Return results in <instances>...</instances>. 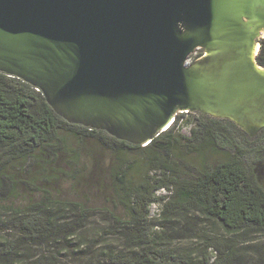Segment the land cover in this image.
<instances>
[{"label": "trees", "instance_id": "1", "mask_svg": "<svg viewBox=\"0 0 264 264\" xmlns=\"http://www.w3.org/2000/svg\"><path fill=\"white\" fill-rule=\"evenodd\" d=\"M260 44L257 62L264 67V39ZM180 115L147 146L132 145L68 123L41 92L0 73V264H60L55 255L79 257L78 264H248L239 245L264 231V184L251 170L262 168L264 130L250 137L229 120L200 115L191 135L184 136L175 132ZM93 141L104 160L115 159L110 168L115 209L104 210L108 226L100 237L119 239V247L100 239L91 243L86 236L91 210L58 199L49 187L82 174L83 159H95ZM179 154L192 155L195 162L188 164ZM218 155L222 160L212 166L208 159ZM154 173L159 176L152 178ZM40 182L49 188L35 199ZM162 189L172 190V196L157 198ZM159 200L165 201L163 224L155 232L150 211ZM201 216L218 222L225 233H199L202 248L175 246L179 234L183 240L197 234ZM256 264H264V256Z\"/></svg>", "mask_w": 264, "mask_h": 264}, {"label": "water", "instance_id": "2", "mask_svg": "<svg viewBox=\"0 0 264 264\" xmlns=\"http://www.w3.org/2000/svg\"><path fill=\"white\" fill-rule=\"evenodd\" d=\"M261 39L264 0H0V73L68 123L132 145L179 113L258 135Z\"/></svg>", "mask_w": 264, "mask_h": 264}, {"label": "rangeland", "instance_id": "3", "mask_svg": "<svg viewBox=\"0 0 264 264\" xmlns=\"http://www.w3.org/2000/svg\"><path fill=\"white\" fill-rule=\"evenodd\" d=\"M203 55L202 50H197L194 54L190 56L189 63H193L195 60H197L199 57ZM180 115V113L178 114ZM179 121L175 125V132L179 135L184 136H190L191 130L195 129L197 126L196 120L200 116L199 114H192V113H184V115H180ZM208 117V116H207ZM210 117V116H209ZM210 119H213V117H210ZM175 123V121H173ZM174 125V124H173ZM173 125L171 127H173ZM89 148L92 149L95 154V159L93 157L84 158L83 163L87 165V168L82 172V174L78 177L72 178L70 177H64L58 180H54L50 183L49 187L51 186L52 190L55 192V196L58 199L63 200H70V201H77L82 203L86 208L91 210V213L89 214V224L87 228V235L91 243H96V240H104L108 244H113L115 247H119V239L115 241H111L108 238L102 239L100 235L107 229V222L104 218V210H114L115 206L113 204V198L114 196L111 184L113 182L111 176H110V168L112 167L111 163L112 161H115L114 158H110L109 155L106 160L102 158V156L97 151V145L96 143L89 142ZM102 151V150H100ZM181 155V154H179ZM185 159L189 161L188 164L194 163V157L192 155H181ZM222 155L216 156V158L208 159L210 164L213 166L216 161L222 160ZM131 158L137 159L139 162L142 161V156L132 155ZM112 159V160H111ZM176 159H180V156H178ZM253 157H248L247 163H252ZM180 161V160H178ZM259 162L260 166L262 168L257 171V166L254 169H251L252 173L256 174L257 177L261 178L262 184H264V164L262 163L264 161L260 160ZM81 162V163H82ZM95 162V164H93ZM258 161H255V164ZM35 167V164L32 163L31 167ZM255 167V165H254ZM30 169V168H29ZM28 169V170H29ZM250 169V168H249ZM27 170V171H28ZM37 173V172H34ZM151 174V173H150ZM195 171H191L190 175L194 177ZM152 178L158 177L159 174H152ZM39 186L41 187V191L36 192L33 197L35 199H40L43 196V189L49 188L47 185H43L41 182L39 183ZM173 194L172 190L162 189L159 190L156 193V197L159 198L160 196H166L171 197ZM24 201V200H23ZM165 201H156L151 205V211H150V219L151 224L153 225V230L155 232L162 230V224L163 221L161 220V213L164 208ZM119 214H123L122 211L118 210ZM196 216L199 214L196 213ZM193 215V216H195ZM198 225H194V228H196L197 234H192L191 239H180L181 234L177 236L174 240L175 246H191L192 248H202L203 244L200 239V234H209L210 236H214L217 234H223L225 233L223 229L221 228L220 224L218 222L212 221L210 219L204 218L201 216V218H197ZM180 227H182V224L180 222H177ZM195 230V229H194ZM200 231V232H199ZM103 236V235H102ZM93 239V240H92ZM242 238L239 237L237 241H240ZM114 240V239H112ZM94 241V242H93ZM102 246H99L95 248V250H100ZM240 249L244 250L246 252L245 259L249 262L248 264H256L260 262V257L264 256V231H258L254 234H252L248 240L243 243L242 245H239ZM39 255H42L43 252L41 249H38L36 251ZM51 252H53L51 250ZM214 256V255H213ZM55 258L58 259L60 264H78L79 263V257L72 258V257H64L62 255H55ZM75 260V261H74Z\"/></svg>", "mask_w": 264, "mask_h": 264}, {"label": "bare ground", "instance_id": "4", "mask_svg": "<svg viewBox=\"0 0 264 264\" xmlns=\"http://www.w3.org/2000/svg\"><path fill=\"white\" fill-rule=\"evenodd\" d=\"M259 49H260V44H257L256 47H255V54H256L257 52H259ZM262 71H264V70H262ZM173 121H174V120H172V121L166 126V128H165L166 131H167L168 129H170V127L174 124Z\"/></svg>", "mask_w": 264, "mask_h": 264}]
</instances>
